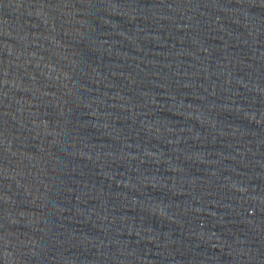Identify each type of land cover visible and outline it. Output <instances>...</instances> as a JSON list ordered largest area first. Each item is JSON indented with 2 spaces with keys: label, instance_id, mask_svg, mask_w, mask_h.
Instances as JSON below:
<instances>
[{
  "label": "water",
  "instance_id": "obj_1",
  "mask_svg": "<svg viewBox=\"0 0 264 264\" xmlns=\"http://www.w3.org/2000/svg\"><path fill=\"white\" fill-rule=\"evenodd\" d=\"M0 264H264V0H0Z\"/></svg>",
  "mask_w": 264,
  "mask_h": 264
}]
</instances>
